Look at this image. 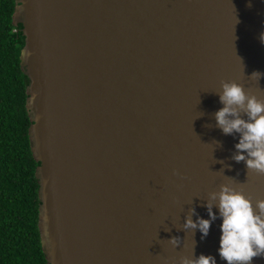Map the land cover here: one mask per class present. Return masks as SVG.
Listing matches in <instances>:
<instances>
[{
  "label": "water",
  "instance_id": "obj_1",
  "mask_svg": "<svg viewBox=\"0 0 264 264\" xmlns=\"http://www.w3.org/2000/svg\"><path fill=\"white\" fill-rule=\"evenodd\" d=\"M12 23L47 264H226L218 208L205 239L182 227L221 184L264 199L213 115L221 81L264 98V0H16Z\"/></svg>",
  "mask_w": 264,
  "mask_h": 264
},
{
  "label": "trees",
  "instance_id": "obj_2",
  "mask_svg": "<svg viewBox=\"0 0 264 264\" xmlns=\"http://www.w3.org/2000/svg\"><path fill=\"white\" fill-rule=\"evenodd\" d=\"M16 0H0V264H47L38 231L39 163L32 156L25 107L28 78L20 65L22 25Z\"/></svg>",
  "mask_w": 264,
  "mask_h": 264
},
{
  "label": "clouds",
  "instance_id": "obj_3",
  "mask_svg": "<svg viewBox=\"0 0 264 264\" xmlns=\"http://www.w3.org/2000/svg\"><path fill=\"white\" fill-rule=\"evenodd\" d=\"M248 7H251L250 2ZM259 39L264 44V32H261ZM239 60L243 64L240 57ZM261 76L264 73L253 71L250 77L256 78L258 83ZM221 89L216 94L223 107L213 114L215 127L224 135L239 134V142L234 145L231 159L237 163L243 161L247 173L251 171L264 175V98L246 92L243 85L236 81H221ZM214 142L217 147H222L221 142ZM204 207L209 218L200 217L192 207L185 215L184 230H191L194 236L198 229L202 234L201 239H205L212 223L218 218L213 208H218L222 220L218 248L220 259L226 264H252L255 258H264V199H256L253 203V198L242 189L221 184L218 192L209 193ZM193 215L197 216L195 221ZM181 242L178 236L168 240L174 248ZM194 247L195 244L191 256L180 257L179 264H217L212 255L195 256Z\"/></svg>",
  "mask_w": 264,
  "mask_h": 264
}]
</instances>
